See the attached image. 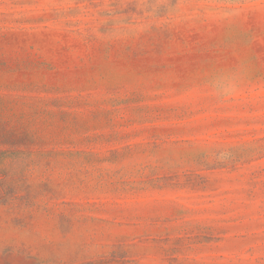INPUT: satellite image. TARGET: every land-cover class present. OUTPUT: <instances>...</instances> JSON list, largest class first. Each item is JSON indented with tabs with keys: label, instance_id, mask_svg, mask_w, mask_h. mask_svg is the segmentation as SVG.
<instances>
[{
	"label": "rangeland",
	"instance_id": "rangeland-1",
	"mask_svg": "<svg viewBox=\"0 0 264 264\" xmlns=\"http://www.w3.org/2000/svg\"><path fill=\"white\" fill-rule=\"evenodd\" d=\"M0 264H264V0H0Z\"/></svg>",
	"mask_w": 264,
	"mask_h": 264
}]
</instances>
